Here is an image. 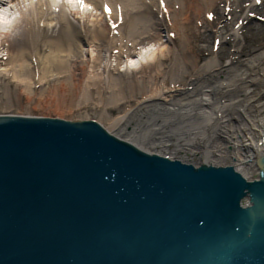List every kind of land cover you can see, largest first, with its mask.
<instances>
[{
    "label": "water",
    "instance_id": "obj_1",
    "mask_svg": "<svg viewBox=\"0 0 264 264\" xmlns=\"http://www.w3.org/2000/svg\"><path fill=\"white\" fill-rule=\"evenodd\" d=\"M0 264H264V160L248 181L92 121L0 116Z\"/></svg>",
    "mask_w": 264,
    "mask_h": 264
},
{
    "label": "bare ground",
    "instance_id": "obj_2",
    "mask_svg": "<svg viewBox=\"0 0 264 264\" xmlns=\"http://www.w3.org/2000/svg\"><path fill=\"white\" fill-rule=\"evenodd\" d=\"M24 1H28L27 11H22L20 20L10 31L4 32L0 28V42L11 33H19L21 26L23 33L20 36L26 42L29 35L34 37L45 29L42 22L48 17L47 12L60 7L55 18L65 28L61 34L63 41L40 43L32 38L28 43L37 53L52 48L61 50L66 45L64 39L72 45L70 40L74 30L71 24L65 23L68 16L88 20L84 31L91 40L92 59L95 50L100 54L123 50L127 54L140 45L146 38L143 37L146 29L140 24L144 19L156 16L167 22L173 19L194 23L197 43L201 44L198 50L190 46L191 42L179 52L163 44H149L137 52L136 58L128 57L124 62L123 66L128 70L143 73L152 68L154 71L147 82L149 90L140 99L134 98L131 90L126 94L125 87L113 74L106 80L105 89L111 102L134 106L131 112L112 123V127L122 131L133 127L132 132H125L128 139L117 137L93 120L74 121L95 122L108 135L150 156L195 168L233 166L246 180H259L264 160V0H85L89 7L84 9L69 0H37L36 7L34 0H21V3ZM106 7L111 9L110 13ZM209 31L217 36L213 43L215 57L200 70V58L210 55L206 51ZM255 41L259 43L255 44ZM223 44H227L229 50H225ZM72 53L57 57V64L70 62L77 56ZM101 56L98 54L94 58V70L100 59L106 69L115 67V60ZM226 58L230 63L223 65ZM88 75L89 85L98 87L103 83L100 73ZM102 92L105 94L103 89ZM145 126L148 128L146 134L143 133ZM147 141L153 149L158 146L167 153L146 149L143 145ZM200 153L205 155L204 162H192ZM247 204L245 198L243 205Z\"/></svg>",
    "mask_w": 264,
    "mask_h": 264
},
{
    "label": "rangeland",
    "instance_id": "obj_3",
    "mask_svg": "<svg viewBox=\"0 0 264 264\" xmlns=\"http://www.w3.org/2000/svg\"><path fill=\"white\" fill-rule=\"evenodd\" d=\"M23 3L28 4V1ZM33 3L36 7L37 0H34ZM52 11L54 13H51ZM52 11L47 12L48 17L42 22L45 29L34 37L29 35L26 42L20 36L23 33L22 26L18 31L19 33H11L9 36L3 37L0 42V116L47 117L66 121L93 120L103 124L117 137L128 139L129 137L126 134L132 132L133 127H128L126 131H122L112 127V123L128 111L131 112L134 106L126 107L122 102H111L112 99L110 100V95L106 93L107 90L105 89L106 80L113 74V77L125 87L126 94L131 90V95L140 99L144 92L149 90L147 82L150 79L149 75H152L154 71L151 68L142 73L141 71L136 72L124 68L123 64L128 57L136 58L137 52L143 46L149 44L153 46L163 44L174 51L178 50V52L189 42H191L190 46L197 50L201 45L197 43L198 36L196 35L197 30L194 23L174 21L173 19L167 22V20H160L155 16L140 22L141 27L146 29L143 36L146 38L127 54L123 50H111L102 54L96 50L93 51L94 58L98 54L99 56L102 55L101 58L105 55L108 59L115 60L116 64L115 67L106 69L100 59L94 70L92 67L96 61L91 58V40L85 35L84 31L85 24H89V22L80 16H77V18L65 17V23L73 26L74 35L72 36L74 37L70 40L72 45L64 39L66 45L61 50L52 48L37 53L30 48L28 42L32 38L38 39L40 43L63 41L61 34L65 28L55 18L60 11V7L56 6ZM75 31L82 35L79 36ZM207 34L209 35V45L206 51L210 55L200 58L201 62L198 64L200 70L208 60L215 57L213 43L215 44L217 36L212 31ZM254 43L259 42L255 41ZM223 46L225 50L230 48L227 44H223ZM70 52L77 56L71 58L70 62L57 64V57H66V54H70ZM16 57H18V61L11 64L12 60H16ZM87 62L90 65L87 66ZM229 63V59L226 58L223 65ZM79 66L83 67L84 70L80 69ZM96 73L102 75L100 78L103 83L99 84L98 87H93L91 84L89 85L91 81L87 76H89L88 74L90 76L96 75ZM101 95L105 98H101ZM147 130L148 128L145 126L143 133L146 134ZM143 146L150 151L158 152L162 150V153L166 152L162 148L159 149L158 146L153 149L149 141ZM193 159L192 162H204L202 160L205 159V155L200 153L195 155Z\"/></svg>",
    "mask_w": 264,
    "mask_h": 264
},
{
    "label": "clouds",
    "instance_id": "obj_4",
    "mask_svg": "<svg viewBox=\"0 0 264 264\" xmlns=\"http://www.w3.org/2000/svg\"><path fill=\"white\" fill-rule=\"evenodd\" d=\"M27 4L20 3L19 0H0V28L8 32L18 23L22 11L26 12Z\"/></svg>",
    "mask_w": 264,
    "mask_h": 264
},
{
    "label": "snow or ice",
    "instance_id": "obj_5",
    "mask_svg": "<svg viewBox=\"0 0 264 264\" xmlns=\"http://www.w3.org/2000/svg\"><path fill=\"white\" fill-rule=\"evenodd\" d=\"M259 2V0H258ZM69 3H76L81 9L88 8L89 6L85 3V0H69ZM106 10L110 13L111 9L106 7ZM211 18V17H210Z\"/></svg>",
    "mask_w": 264,
    "mask_h": 264
}]
</instances>
